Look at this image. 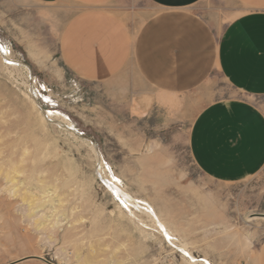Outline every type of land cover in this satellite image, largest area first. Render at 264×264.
Segmentation results:
<instances>
[{
    "label": "rangeland",
    "instance_id": "1",
    "mask_svg": "<svg viewBox=\"0 0 264 264\" xmlns=\"http://www.w3.org/2000/svg\"><path fill=\"white\" fill-rule=\"evenodd\" d=\"M136 5L141 24L153 7ZM197 6L216 38L244 13L226 0ZM66 22L50 7L0 0L10 59L0 54V264H262L264 167L212 180L189 132L211 103L245 100L264 113V97L218 71L179 95L82 80L60 57Z\"/></svg>",
    "mask_w": 264,
    "mask_h": 264
},
{
    "label": "crops",
    "instance_id": "2",
    "mask_svg": "<svg viewBox=\"0 0 264 264\" xmlns=\"http://www.w3.org/2000/svg\"><path fill=\"white\" fill-rule=\"evenodd\" d=\"M24 1L67 14L60 57L82 80L179 95L218 71L248 98L264 97V0H226L244 13L220 38L196 9L204 0H144L153 11L141 24L136 0ZM189 135L196 166L212 180L235 182L264 167V113L250 101L205 106Z\"/></svg>",
    "mask_w": 264,
    "mask_h": 264
},
{
    "label": "bare ground",
    "instance_id": "3",
    "mask_svg": "<svg viewBox=\"0 0 264 264\" xmlns=\"http://www.w3.org/2000/svg\"><path fill=\"white\" fill-rule=\"evenodd\" d=\"M1 46V45H0ZM0 54H2L5 58H6V52L5 51H0ZM6 60H10V59H8V58H6ZM13 62V61H12ZM12 62H10L11 64H12ZM108 185L111 187V189L116 193V195L118 196V197H120V200H123V201H125V203H126V205L127 204H129V205H132V206H135L134 205V203L132 202V200H130V198L127 196V195H125L124 193H122L121 192V190L120 189H118L117 188V186H115V185H113V183H109L108 182ZM128 206V205H127ZM126 206V207H127ZM137 209L139 208V207H137V206H135ZM149 209V208H148ZM140 212H141V210H140ZM148 214V213H147ZM146 215V214H145ZM149 216V215H148ZM168 235V234H167ZM190 256V255H189ZM189 258V257H188ZM191 263V262H190ZM192 263H193V260H192ZM194 264V263H193ZM198 264V263H197ZM201 264H205V263H201ZM208 264V263H207Z\"/></svg>",
    "mask_w": 264,
    "mask_h": 264
},
{
    "label": "snow or ice",
    "instance_id": "4",
    "mask_svg": "<svg viewBox=\"0 0 264 264\" xmlns=\"http://www.w3.org/2000/svg\"><path fill=\"white\" fill-rule=\"evenodd\" d=\"M0 51H6L5 49H3L2 46H0ZM185 255H187V253H185ZM205 264H207V262H205Z\"/></svg>",
    "mask_w": 264,
    "mask_h": 264
}]
</instances>
